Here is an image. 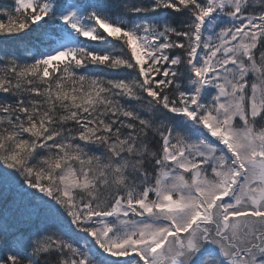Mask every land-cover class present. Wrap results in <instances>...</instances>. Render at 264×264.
<instances>
[{"label":"snow or ice","instance_id":"snow-or-ice-1","mask_svg":"<svg viewBox=\"0 0 264 264\" xmlns=\"http://www.w3.org/2000/svg\"><path fill=\"white\" fill-rule=\"evenodd\" d=\"M0 264H264V0H2Z\"/></svg>","mask_w":264,"mask_h":264},{"label":"trees","instance_id":"trees-1","mask_svg":"<svg viewBox=\"0 0 264 264\" xmlns=\"http://www.w3.org/2000/svg\"><path fill=\"white\" fill-rule=\"evenodd\" d=\"M0 2H2V0H0Z\"/></svg>","mask_w":264,"mask_h":264}]
</instances>
